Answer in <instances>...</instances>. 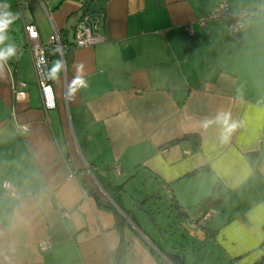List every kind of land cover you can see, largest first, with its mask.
Wrapping results in <instances>:
<instances>
[{"label":"crops","instance_id":"1","mask_svg":"<svg viewBox=\"0 0 264 264\" xmlns=\"http://www.w3.org/2000/svg\"><path fill=\"white\" fill-rule=\"evenodd\" d=\"M222 1L232 11L253 12L238 42L224 23H196ZM0 5L18 16L0 44L16 48L0 66V264H172L166 253L184 264L264 261V0L93 5L88 13L105 14V41L71 48L65 70L52 54L49 111L24 25H35L43 44L54 30L73 44L82 3ZM77 77L86 86H74ZM16 82L26 84L22 101L13 95ZM223 115L235 125L230 132L217 120ZM16 125L28 131L18 133ZM5 182L17 197L3 189ZM133 184L145 189L144 199L173 198L187 215L216 184L228 195L207 228L193 230L171 216L166 230L156 223L148 229L116 205L125 208L124 190L116 188ZM44 239L51 251L40 250Z\"/></svg>","mask_w":264,"mask_h":264},{"label":"built area","instance_id":"2","mask_svg":"<svg viewBox=\"0 0 264 264\" xmlns=\"http://www.w3.org/2000/svg\"><path fill=\"white\" fill-rule=\"evenodd\" d=\"M4 13L3 6L0 5V14ZM253 12L251 9H243L238 11H232L227 2L222 1L209 12L207 15L199 17L196 21L197 25L204 28L213 24L224 23L228 27V33L232 39L239 41V35L244 24L252 19ZM105 24L104 12H92L85 14L75 27L73 45L75 49L89 48L97 44H101L105 41V38L100 34L102 27ZM34 27L35 35L28 31L29 27ZM192 28H187V33L190 35ZM24 33L27 39V44L32 57L35 74L37 77V84L39 86V92L43 108L45 111H49L55 108V101L52 92V86L50 78L43 74L42 68H47L51 60V50H54L58 54L63 69L65 70L64 58H63V46L60 41L59 34L54 30L49 37L48 44L41 42L39 32L35 25H24ZM26 84L23 82H16L13 84V95L15 100L22 101L26 98L25 92ZM15 131L24 134L28 131L27 125H16ZM73 178V174L68 176V179ZM3 189L11 197H17V192L7 182L3 183ZM166 194L169 193V188L163 186ZM62 217H67L65 212H61ZM216 216L215 210H210L207 213L195 211L188 215L186 223L190 229L204 228L209 222H211ZM40 250L51 251L53 244L50 240L44 239L38 243Z\"/></svg>","mask_w":264,"mask_h":264},{"label":"trees","instance_id":"3","mask_svg":"<svg viewBox=\"0 0 264 264\" xmlns=\"http://www.w3.org/2000/svg\"><path fill=\"white\" fill-rule=\"evenodd\" d=\"M105 1L106 0H80V2L82 3V10H83L82 17L89 12V9L93 5L104 4ZM60 41H61V44L63 46L64 63H65V65H68L69 50H72L71 48H74V45L72 43L68 44L65 41H62L61 37H60ZM51 54L56 55L58 57V54L56 52H54V50H51ZM254 156H256L258 158V160H259L260 154H255ZM250 158H251V156H250ZM191 175H194V173L191 174ZM82 186H83L84 189H86L88 194H90V195L95 197V195L93 194L91 189L87 187L86 183L82 182ZM116 189H117V191H122L123 187L122 186H118ZM227 195H228V190L225 189L224 187L220 186L219 184H216L212 188L210 194L207 197H205L203 200H201L200 203L196 206V211H200L202 213H207L210 210L217 211L218 208L220 207L221 203L223 202V200L225 199V197ZM160 200H161V198L159 197V195L154 194L152 196L146 197L141 202V204L146 205V203H148L150 201L154 202V201H160ZM116 205L122 211V213L128 219H130L133 223H135V225L138 227V225L136 224V222L132 218V211H127L118 202H116ZM100 206L105 208V209H108L110 211H113L117 216H119L118 213L116 212V210L114 208H112L109 204L100 203ZM167 211L169 213V217L172 216L174 221H179L180 223H184L186 221L187 216H188L187 213H186V210H183L173 200V198H171V200H169V207H168ZM149 215H151V213ZM211 222H209L204 228H207ZM166 257L172 264H184L183 257H181V256H179V255H177L175 253H166ZM262 263H264V261H260L257 264H262Z\"/></svg>","mask_w":264,"mask_h":264},{"label":"rangeland","instance_id":"4","mask_svg":"<svg viewBox=\"0 0 264 264\" xmlns=\"http://www.w3.org/2000/svg\"><path fill=\"white\" fill-rule=\"evenodd\" d=\"M123 190L124 191L121 195L124 201V207L134 213L142 227L145 226L150 229L151 226L154 227L155 223L161 225L165 230L170 227L172 220H169V213L167 211L169 207V201L165 195L160 194V201H155L154 203L144 205L141 204L146 195L144 194L146 192L143 187L138 188L136 184H133L127 186ZM140 194L143 195L140 196ZM148 213H151V215ZM154 237L156 239L159 238L158 235H155ZM165 238L168 239V237Z\"/></svg>","mask_w":264,"mask_h":264},{"label":"clouds","instance_id":"5","mask_svg":"<svg viewBox=\"0 0 264 264\" xmlns=\"http://www.w3.org/2000/svg\"><path fill=\"white\" fill-rule=\"evenodd\" d=\"M15 19H18L17 15H14L11 11H5L4 13L0 14V44H3L4 41L7 39V31L9 29V26L13 23ZM28 31L35 35V30L34 27H29ZM16 54V48L14 45H9L6 48H0V66L3 65V63H6L7 60L10 57H13ZM79 85V86H86V82L80 78L77 77L76 80L74 81V86ZM218 122H222L223 125L225 126V131L230 132L232 129L235 128V125H229L228 124V117L226 115H223L221 117L217 118ZM213 121H205L204 127L207 128ZM227 137L225 136V139Z\"/></svg>","mask_w":264,"mask_h":264},{"label":"water","instance_id":"6","mask_svg":"<svg viewBox=\"0 0 264 264\" xmlns=\"http://www.w3.org/2000/svg\"><path fill=\"white\" fill-rule=\"evenodd\" d=\"M42 72H43V74L45 73V75H47L49 78H50V73H49V68L47 67V68H42Z\"/></svg>","mask_w":264,"mask_h":264}]
</instances>
